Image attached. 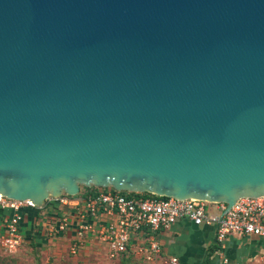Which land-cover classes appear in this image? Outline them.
Here are the masks:
<instances>
[{"label": "water", "instance_id": "95a60500", "mask_svg": "<svg viewBox=\"0 0 264 264\" xmlns=\"http://www.w3.org/2000/svg\"><path fill=\"white\" fill-rule=\"evenodd\" d=\"M79 183L264 195V0H0V194Z\"/></svg>", "mask_w": 264, "mask_h": 264}, {"label": "built area", "instance_id": "2783aa9c", "mask_svg": "<svg viewBox=\"0 0 264 264\" xmlns=\"http://www.w3.org/2000/svg\"><path fill=\"white\" fill-rule=\"evenodd\" d=\"M101 190L86 198L87 212H79L81 222L77 225L75 237L67 248L75 252L86 244L88 232L112 258L133 253L145 262L178 264L175 257L165 258L161 254L154 233L168 230L179 218H187L193 224L213 226L215 244L222 264H230L222 254L225 242L231 235H254L264 238V195L240 196L226 208L224 201H210L201 198H177L153 192H130L101 186ZM39 205L0 194V249L13 253L24 242L20 230L22 210ZM212 208L213 210H209ZM98 210L109 220L100 222L98 228L88 223V215L98 217ZM69 216L63 215L58 222L49 226L50 232L61 231L68 226ZM141 233L143 236L137 237ZM254 264H264V256L257 257Z\"/></svg>", "mask_w": 264, "mask_h": 264}, {"label": "crops", "instance_id": "0c3cea01", "mask_svg": "<svg viewBox=\"0 0 264 264\" xmlns=\"http://www.w3.org/2000/svg\"><path fill=\"white\" fill-rule=\"evenodd\" d=\"M101 189V186H84L81 189L79 187L75 195L61 193L57 197L49 196L38 207L23 209L20 230L24 241L38 247L50 246L56 242L67 246L75 237L77 225L81 222L79 212H87V196ZM63 215L69 216L68 226L61 231L50 232L49 226L58 222ZM108 220L100 210L97 218L88 215L86 219L93 228H98L100 222ZM93 235L94 233L88 232L86 243H96ZM153 235L162 256H173L178 264H222L215 244L213 226L195 225L187 218H179L170 229L158 230ZM141 236V233L137 235L138 238ZM222 254L230 264H254L258 256H264V238L254 235H231L225 242Z\"/></svg>", "mask_w": 264, "mask_h": 264}, {"label": "rangeland", "instance_id": "374dc122", "mask_svg": "<svg viewBox=\"0 0 264 264\" xmlns=\"http://www.w3.org/2000/svg\"><path fill=\"white\" fill-rule=\"evenodd\" d=\"M84 186H95L80 184ZM45 247V245H44ZM38 247L24 241L11 254H5L0 249V264H164L163 262H145L136 255L108 257L99 242L86 243L75 252H70L65 245L55 243L50 246Z\"/></svg>", "mask_w": 264, "mask_h": 264}, {"label": "trees", "instance_id": "16d2710c", "mask_svg": "<svg viewBox=\"0 0 264 264\" xmlns=\"http://www.w3.org/2000/svg\"><path fill=\"white\" fill-rule=\"evenodd\" d=\"M5 254H11V253H8V252H4ZM130 256V255H135V254H133V253H128V254H123V255H120V256ZM139 258H141L140 256H139Z\"/></svg>", "mask_w": 264, "mask_h": 264}]
</instances>
